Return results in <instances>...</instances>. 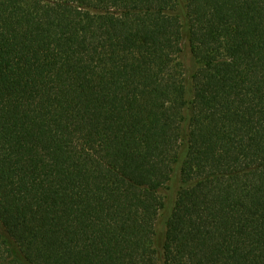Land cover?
I'll use <instances>...</instances> for the list:
<instances>
[{
    "label": "trees",
    "instance_id": "obj_1",
    "mask_svg": "<svg viewBox=\"0 0 264 264\" xmlns=\"http://www.w3.org/2000/svg\"><path fill=\"white\" fill-rule=\"evenodd\" d=\"M0 264H264V0H0Z\"/></svg>",
    "mask_w": 264,
    "mask_h": 264
}]
</instances>
